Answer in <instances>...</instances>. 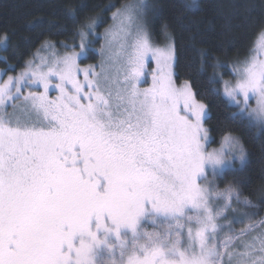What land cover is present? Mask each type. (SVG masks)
<instances>
[{
	"label": "snow or ice",
	"instance_id": "obj_1",
	"mask_svg": "<svg viewBox=\"0 0 264 264\" xmlns=\"http://www.w3.org/2000/svg\"><path fill=\"white\" fill-rule=\"evenodd\" d=\"M149 7L141 0L117 8L105 33L125 53L122 82L103 65L99 73L81 69L82 43L79 53L30 63L0 83V264H97L102 250L107 264H225V256L228 264L236 256L235 264H264V232L242 241L240 253L229 250L231 235L218 242L234 200L255 207L235 183L223 190L215 183L247 153L230 133L209 150L211 117L187 80L176 85L174 45L155 46L146 23L130 30ZM149 58L157 71L141 89ZM33 85L44 91L23 95ZM223 92L234 118L264 127V59L243 62ZM21 97L26 119L6 111Z\"/></svg>",
	"mask_w": 264,
	"mask_h": 264
},
{
	"label": "trees",
	"instance_id": "obj_2",
	"mask_svg": "<svg viewBox=\"0 0 264 264\" xmlns=\"http://www.w3.org/2000/svg\"><path fill=\"white\" fill-rule=\"evenodd\" d=\"M133 1L0 0V38L5 40L0 48V71L4 76L18 74L43 44L76 43L86 20L94 21L95 32L100 33L117 8ZM148 5L152 41L161 45L168 35L174 43L178 61L175 82L187 80L196 98L207 106L211 118L204 126L210 129V147H218L229 133L244 145L245 164L236 171L226 170L223 179L215 183L220 190L235 183L241 198L255 205L247 206L244 218L258 223L264 218V127L233 117L237 109L227 101L223 82L231 79L229 65L248 59L264 31V0H148ZM69 13H76V22ZM98 46L87 52L81 65H96ZM233 226L236 228V223ZM224 259L227 263L228 257Z\"/></svg>",
	"mask_w": 264,
	"mask_h": 264
},
{
	"label": "rangeland",
	"instance_id": "obj_3",
	"mask_svg": "<svg viewBox=\"0 0 264 264\" xmlns=\"http://www.w3.org/2000/svg\"><path fill=\"white\" fill-rule=\"evenodd\" d=\"M140 2H141V0H136V1H133V2L128 3V4H139ZM143 2L148 5V0H143ZM148 11H149V8L145 11L143 20L134 19L131 22L130 30L132 32H135L136 26L138 23H146L148 26V20H147ZM111 17H112V15H111ZM110 21H111L110 24L108 26H106L105 29H103L100 33L95 32V27L91 31L84 28L83 31H85L87 33V35L84 37L83 40L81 39V37L79 35L76 43H73L70 45H66L65 43H60L58 45H54L52 43L43 44L42 47L40 48V50L37 51L31 57L29 62H27L25 67L21 71H19L18 74L14 75V76L13 75H5L4 76V73L0 71V83H2L3 81H6L8 79V77H10V76L11 77L19 76L23 71L26 70V68L28 67V65L30 63L32 65H39V64H41L42 59H45V60H48L49 62H51L55 57L63 56V55L69 54L70 52L79 53V52H81L80 45L82 43L86 46L84 49V51L86 52V57H87V52L90 49L94 50L95 47L93 48V46H95V44H99L98 49L95 50L97 55H99V57H98L99 61L96 63V65H92L90 63H85V65H81L80 62L84 58H86L85 56H81L77 61V63L79 64V67L81 69L86 68L89 65H92L95 68V71L99 73L101 71L100 66L103 65L105 71L112 78L118 79L119 81L122 82L123 76H124L123 64L125 61V53L121 50L120 43L118 41L113 42L110 46L108 44V41L105 38L106 31L109 30L111 28V26L113 25L112 19ZM150 35H151V32H150ZM260 37H261V35L258 36L257 40L255 41V43L252 47L253 50L251 51V54H250L251 56L248 59H245V61L250 60L254 57L259 58V59H264V49H261L259 47ZM151 41H152V39H151ZM163 41L164 42L161 45H158L153 41H152V43L155 46L161 47V48L165 47L166 44H168V43H171L174 45L173 41L171 40V38L168 35H165V37L163 38ZM4 45H5V40L3 38H0V48H2ZM47 45H52V47H48ZM245 61H243V62H245ZM243 62L234 63V64L229 65V70L232 72V75L230 77L231 79L229 81H231L233 83L235 82V69L240 67ZM156 71H157L156 62L154 60H152L151 58H149V60L147 61L146 67L144 69V76L141 78V83L138 85V87H140L141 89L151 87L152 77L156 73ZM79 78L83 79V75L81 74V76ZM56 82H58V81H56L55 78H53V84H55ZM182 84L183 83H176L177 86H180ZM30 91H32V92H37V91L43 92L44 90H43L42 86H40V87H37L35 85H33L31 87L26 86L23 88V95H28V93ZM58 95H59V93L54 87L50 88V91L48 93L49 98H55ZM226 99H227V97H226ZM227 101L229 102L230 105H232L228 99H227ZM15 103H16L17 107L14 109L13 107L9 106L6 109L7 113L14 115L16 117H19L21 119L28 118L31 110H30V107H28L24 104L23 98L21 97V99L16 101ZM252 106H255L254 102H253ZM32 115L34 116V114H32ZM210 143H211V139H210ZM210 143H209V150L220 147V145L218 147H210ZM236 163H238V162H236ZM209 180L212 181L213 178L211 176H209ZM246 209H247V205L237 203L234 200L232 203V209H229L228 211H226L220 220V223L223 227H222V229L218 235V242L222 245L223 241L226 239L225 234L231 235L233 237V240H232V242L229 243L228 247L229 248L235 247V249L232 250L235 253H240V252L244 251V249L242 247V241L251 240V238L253 237L252 235L254 233H258L259 231L264 232V231H262V230H264V226L261 225V221H264V218L262 220L258 221V223L249 220L247 217L244 218L243 213L244 212L246 213ZM143 223L150 230L155 227L149 221H144ZM233 223H236V228L233 226ZM158 224L162 225L163 221L158 220ZM250 226H252V227L250 228ZM245 230H247V231H245ZM237 241H240V242H237ZM222 250H223V248H222ZM238 258H239L238 256L235 257V259H238ZM108 259H109V257H108L107 252L102 250L99 253V255L97 256V264H107ZM225 264H228V262ZM233 264H235V260H233Z\"/></svg>",
	"mask_w": 264,
	"mask_h": 264
}]
</instances>
